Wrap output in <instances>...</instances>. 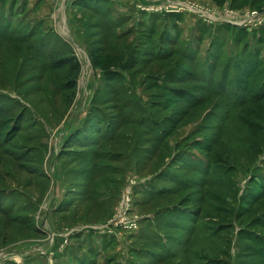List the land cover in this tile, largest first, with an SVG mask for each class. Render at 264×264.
<instances>
[{"label":"rangeland","instance_id":"obj_1","mask_svg":"<svg viewBox=\"0 0 264 264\" xmlns=\"http://www.w3.org/2000/svg\"><path fill=\"white\" fill-rule=\"evenodd\" d=\"M81 1L0 0V264H264V0Z\"/></svg>","mask_w":264,"mask_h":264},{"label":"built area","instance_id":"obj_2","mask_svg":"<svg viewBox=\"0 0 264 264\" xmlns=\"http://www.w3.org/2000/svg\"><path fill=\"white\" fill-rule=\"evenodd\" d=\"M189 5V4H188ZM178 4H174V6H172V8L180 10V7H178ZM187 6V5H186ZM196 8V9H195ZM200 8H198L197 6H191L190 10L199 13L201 12L200 10H198ZM167 11V10H166ZM204 12V14H208L207 10H202ZM214 13V12H213ZM238 13H234V11H230L228 10L225 14L224 17H226V19L230 20L231 22H234V20L237 19H241V21H239V23H242L241 25H247V26H255V27H261L264 25V12H260V11H247L244 15H237ZM239 17V18H238ZM129 201V200H128ZM129 202H125V207H128ZM128 227H137V223L136 222H128L127 223Z\"/></svg>","mask_w":264,"mask_h":264},{"label":"trees","instance_id":"obj_3","mask_svg":"<svg viewBox=\"0 0 264 264\" xmlns=\"http://www.w3.org/2000/svg\"><path fill=\"white\" fill-rule=\"evenodd\" d=\"M90 2V1H89ZM89 2L86 0H83V1H81L80 3H82L81 5H84V6H88V7H93V5L90 3L89 4ZM96 3V5H97V2H95ZM180 15V14H179ZM59 64L61 65V66H64V65H69V67H70V75L71 74H73V73H75V74H77V73H79L80 72V70H81V63L80 62H78L77 60H75L74 58H71V57H66L65 59H60V61H59ZM75 87H76V81L75 80H73V81H71L70 83H69V88L71 89V90H73V89H75ZM6 118V116L4 115L3 117H1L0 118V125H2L1 126V129L2 130H4V129H6L7 127H9L10 125L7 123V119H5Z\"/></svg>","mask_w":264,"mask_h":264},{"label":"crops","instance_id":"obj_4","mask_svg":"<svg viewBox=\"0 0 264 264\" xmlns=\"http://www.w3.org/2000/svg\"><path fill=\"white\" fill-rule=\"evenodd\" d=\"M57 1H58V0H43L44 3L47 2V3L51 4V5H50L51 8H52V4H56ZM62 1H63V2H68V1H70V0H62ZM119 1H120V3L123 4L124 6L126 5V6H125L126 10H127V9H128V11L133 10V5H130L129 3L125 2L124 0H119ZM147 1H149V0H147ZM156 1H157V0H156ZM40 2H41V0H38V3H40ZM74 2H75V1H74ZM74 2H73V4H74ZM164 2H165V0H164ZM173 3H178V4H181V5H183V6H185V5L189 6L188 3H184V4H183V2H178V0H177V1H174ZM43 6H44V5H43ZM43 6L41 7V9H45ZM187 11H189L188 13H190V14L196 13V12H194V11H192V10H187ZM39 14H41V12H40ZM61 18H62V17H61ZM56 19H57V18H56ZM62 22H63L64 24L67 23V17H66V16L63 18ZM64 35H66L65 32H64ZM66 37H67V35H66Z\"/></svg>","mask_w":264,"mask_h":264},{"label":"bare ground","instance_id":"obj_5","mask_svg":"<svg viewBox=\"0 0 264 264\" xmlns=\"http://www.w3.org/2000/svg\"><path fill=\"white\" fill-rule=\"evenodd\" d=\"M215 18H218V17H215Z\"/></svg>","mask_w":264,"mask_h":264}]
</instances>
